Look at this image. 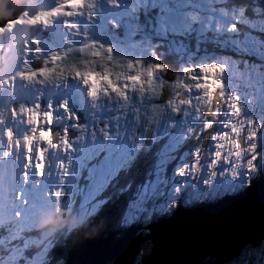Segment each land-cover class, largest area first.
<instances>
[{
	"label": "rangeland",
	"instance_id": "obj_1",
	"mask_svg": "<svg viewBox=\"0 0 264 264\" xmlns=\"http://www.w3.org/2000/svg\"><path fill=\"white\" fill-rule=\"evenodd\" d=\"M226 1L199 0L190 4L187 2L184 6L182 0H127L125 2L117 0V3L116 0H85L86 12H84L85 16H81L83 24L88 22L89 27L94 28L96 20L100 18L105 19L103 24L107 25L110 22H121L129 20L128 18H135L139 28V31L135 30V32L141 37L139 40H133V37L124 38L116 43L109 36L99 38L103 34V29L96 27L94 33L93 29H90L89 33H93L90 36L98 35L92 41L102 42V44L92 45V41H89V39L84 42L82 40L76 42L74 37H81L82 32L80 30L79 32L70 30L63 26L62 30L72 32L73 38L61 36L62 41L68 42L66 50L62 52V54H65L62 63L66 71H75L76 68L83 71L87 67L84 61H88L93 69H96L97 66H101L99 67L101 70L108 68L110 71L103 72L99 77L95 74L90 75L94 83H104L105 87H111L112 82L119 81L122 83L123 78L129 75L131 71L128 68L129 62L140 59L144 61L151 60L152 63L157 62L156 48L152 47L151 42L152 39L156 38L162 41L159 44L163 46L168 55L178 57L180 69L177 78L181 77L185 67L212 62L226 65L227 70L223 77L226 90L228 93L240 97L244 119L237 120L222 114L213 128L217 129V132H222L224 131L222 125L226 119H232L228 123L231 132L228 134L226 143H230L235 147L237 138L241 143L246 144L247 134L254 129H245L244 124L247 123L248 119L253 120L257 126L256 139L252 141L257 145L258 159L255 162V170L249 172L242 166L237 170L238 175L233 176L230 166L224 163H221L214 170L210 169V153L214 141L209 138V146L205 142L207 144V147H205L207 156L203 164L205 167L201 168L200 173L196 174L189 171L184 175H178L179 169L185 166L191 169L193 162L198 159L196 155L198 146L196 145H202L203 139L206 138L204 133L207 136L212 135L211 129H204V119L197 118L199 113L188 111L185 114V110L174 113L171 108L165 105L163 111L153 114L149 104H155L156 101L150 95L141 98L138 93L130 92L129 99L125 102L119 101L115 96L105 97L106 93L100 88L96 89L95 94H91L92 90L90 88L89 93L92 103L94 105L98 103L96 104L98 106L96 115L101 117V120L104 115L108 114L109 117L107 121H104L105 125L102 126L104 130L102 136L105 138L101 145L103 150H107V159L111 165L110 168L103 169V171H115L113 174L106 176L100 171L93 177L85 179L76 175V172H78L76 169L70 168L73 161L76 162V157L66 156V160L62 161L64 153L72 152L74 154L78 150L82 151L85 147V135H91L89 139L94 138L91 133L85 130L84 126L83 130L85 131L77 135L76 145L74 146L73 142L71 150L64 152L65 148L70 147L63 136L65 130H67V138L69 139L71 138V132L74 133L81 122V120L78 121L80 118L76 114L74 118L70 114L56 117L52 125V131L57 136L55 143L53 142L55 141L54 137L44 131L29 135L25 141L27 146L30 145L37 151H39L41 141L47 144L48 149H52L48 152L47 163L49 167L45 170L43 165H35L37 169L42 172L53 173L55 171L57 173L55 166L59 165L62 171L61 178L53 180V183L49 186L32 187L30 194H28L29 206L27 211L30 205H33V212L30 217H27V214L23 215L26 225L34 233L40 232L38 238L47 242L43 253L47 259L51 246L49 237L52 232L46 231V228L47 224L57 216L61 207L60 197L63 195H59V193L63 190L62 187L66 185L70 188L68 193L70 198L66 199L68 211L75 205L78 207V212L74 214L70 229L76 228L103 209H106L109 217L117 215L116 213L120 210L113 207L114 203H110V200L104 198V195L107 194L109 186L116 190L120 185H124L122 178L121 180L116 178L118 170L124 168L125 164L127 166L131 164L133 158L144 146L147 149L144 150V154H141L143 156L140 160V165L143 166V175L141 174L139 180L132 182L127 189L120 191L129 199L126 200L127 198H125L124 204L118 206L120 209L124 208V218L121 223L124 228H128L137 222L151 223L154 216L160 218L171 216L180 203L212 202L226 196L241 194L264 171V19L259 17L254 20L246 19L245 11L227 8ZM78 3H80V0H78ZM178 4L182 5L181 10ZM138 5L143 8L155 9L158 13L152 14L150 12L151 17L147 20V23H139V15L136 17L131 16ZM151 9L149 10L151 11ZM88 13H92L91 18L87 16ZM78 25L80 26V24ZM232 25H235V30L231 29L230 26ZM108 31L111 32V29H108ZM160 33L161 36L159 37L158 34ZM25 38L30 40L31 37L23 34L18 39L21 41ZM44 44L50 49L48 53L55 54L56 45H52L51 41H46ZM107 44L113 46L112 53H108L103 47ZM81 45L84 46L83 49L79 47ZM42 51L44 55H47L44 47ZM94 52H99L100 55L93 58ZM229 54L235 55L237 58L229 57ZM221 71L223 69L216 65L209 67L210 74ZM144 75L142 73L139 79H143ZM159 75L163 78L164 74L160 73ZM219 86L216 79H213L207 85L210 93H214ZM20 89L22 94L28 92L25 88ZM112 91L115 92V88H112ZM8 95L12 98H20L21 94L18 92L13 96L9 91ZM12 98L11 100H13ZM213 98L212 95L209 96V100ZM27 101L28 103L29 101L34 103L36 99L34 100L29 93ZM44 102V107H46L48 102ZM10 109L5 111L2 101H0V115L5 119V123L0 125V129L4 130L6 127H11L15 134L20 136V132L25 133L29 130L28 126L19 121H12L9 113ZM111 111H116V115H111L109 113ZM226 111L227 109L222 110V112ZM90 112L93 113L92 108ZM86 121H91L89 115H86ZM59 124H65V126L63 128L60 126L55 127ZM190 128L193 130L191 133L189 132ZM96 131L98 133L100 129ZM33 132H35L34 129ZM193 136H197V138L192 139ZM79 138L83 141V145L79 144ZM12 139L15 141L16 138L13 137ZM0 141H2L1 138ZM57 145H59V150H57ZM184 147L187 148V151H184ZM8 150L9 147L0 143V161L3 160L2 157ZM97 150L102 154L100 145ZM45 155L46 153L41 154L40 158L43 160ZM19 156H22V152ZM59 158H61V161H59ZM245 159H247V155ZM94 171L97 170L94 168ZM213 172H215V175L212 174ZM6 174H8L7 171L0 169V175ZM19 174L22 177V172ZM39 178L41 177L38 175L37 179ZM2 181L0 176V183ZM17 181L12 179L10 185L13 182L17 183ZM15 192L18 195L15 200L22 201L23 198L19 195L21 190L16 188ZM24 192L27 191L24 190ZM128 193H131V195H128ZM74 196L81 197L80 203H76ZM121 198L119 195L117 196L118 202ZM45 226V231H43ZM260 254L261 251L251 258V260L255 258L254 264L259 260ZM246 255L244 253L239 260ZM251 260L240 261L238 264H251ZM232 264H235V262Z\"/></svg>",
	"mask_w": 264,
	"mask_h": 264
},
{
	"label": "snow or ice",
	"instance_id": "obj_2",
	"mask_svg": "<svg viewBox=\"0 0 264 264\" xmlns=\"http://www.w3.org/2000/svg\"><path fill=\"white\" fill-rule=\"evenodd\" d=\"M83 7H85V0H80L79 4L73 3V0H62L61 3H58L49 11L39 13L31 23L37 26V31L47 29L52 27L60 17L85 16L82 11ZM87 16L91 18L92 13H88ZM53 17L56 19H53ZM9 23L23 25L24 22L17 18L9 21ZM63 24L66 28L79 32V25L73 23L71 19H65ZM2 27L4 26L0 25V28ZM230 27L235 30V25ZM97 43L102 44V42L92 41V45ZM79 47L83 49L84 46L81 45ZM103 47L108 53L113 52L111 44L103 45ZM0 52L11 54V58L8 56L3 58L4 63L7 65V71L0 68V96H4L5 91H10L15 96L18 84L21 88L32 87L33 84L44 86L47 81L59 77L62 74L61 70L65 68L62 63L65 59V54L55 51V54L49 52L44 55L41 41L37 36H34L31 40L25 38L19 44H16L11 38H8L7 42L4 39H0ZM99 55V52H94L93 58ZM41 61L42 63H37ZM84 64L87 67L83 71L76 69L73 75L67 76V79L80 80L87 88V91L91 88V94H95L96 89L100 88L106 93L105 97L115 96L119 101L125 102L129 99L130 92L138 93L141 98L150 95L156 101L155 104H149L153 114L163 111L165 105L171 108L174 113H180L185 110V114H187L188 111H193L194 113H199L197 118L204 119L203 127L205 130L212 129L222 114L237 120L244 119L242 117L243 108L240 104V97L232 95L226 90L223 78L227 70L226 65L212 62L210 64L185 67L180 78L165 82L159 74L168 71L167 65L159 63L158 58L156 63H146L140 59L129 62L128 68L131 71L127 77L123 78L122 83L114 81L111 87H105L104 83H94L90 74H95L99 77L103 72L110 71V69L101 70L99 66L93 69L88 61H84ZM212 65L221 67L223 71L210 74L209 67ZM142 73L145 74L144 78L139 79ZM5 75H7V78H5ZM213 79L218 80L220 86L214 93H210L207 85ZM112 88H115V92L112 91ZM210 95L214 97L212 100H209ZM20 104L12 106L9 111L10 117L12 121H19L27 125L29 130L23 135L17 136L13 128L6 127L3 133L5 140L16 138L15 145L9 144L8 147L9 149H15L16 156L14 159L17 162L20 159L19 154L23 147L21 140H27L29 135L38 134L40 131H44L54 137L52 125L56 119L54 106L51 102L47 104L46 109L39 97L34 103L30 104L28 101H24L22 102V107ZM59 107L65 113H68L66 104H60ZM223 109H227V111L222 112ZM231 120L226 119L222 125L224 131L213 133L210 137L214 141V145L210 153L209 168L214 170L221 163H224L230 166L232 175L236 176L238 175L237 170L242 166L249 172L255 170V162L258 159L257 145L252 141L256 139L257 126L253 120L248 119L247 123L244 124V128H252L254 130L247 134L246 144L241 143L237 138L235 141L236 146L234 147L230 143H226L228 134L231 132L228 127V123ZM4 123L5 119L0 115V125ZM33 129L35 132H33ZM192 131L190 128L189 132L191 133ZM63 136L70 145L69 148L64 149V152H67L72 148V145L68 142L67 130H65ZM53 142L55 143V141ZM56 147L59 150V145ZM49 150L52 149H48L44 141L40 142L39 151L30 145L23 147L25 163L21 169V180H18L17 183L22 182L26 188L35 187L38 175L41 179L44 176H47L48 179L51 178L52 174L50 172H42L35 167V165H43L45 170L49 167L47 163ZM44 153L46 155L42 160L40 156ZM9 155H11V152H9ZM246 155L247 159H245ZM105 163L106 155L102 153L94 158L93 166L99 170L104 167ZM189 171L196 174L200 173L201 168L198 159L193 162L191 169L185 166L179 169L177 174L184 175ZM212 174L215 175V172ZM19 195L23 198L22 203L25 205V209H17L13 214L14 217L27 214V206L29 205L28 193L22 191ZM46 243L36 237L35 233L25 222L14 218L5 219L0 214V264H47V257L43 255ZM255 252L256 250H252V254H255ZM256 264H264V249L261 250V259Z\"/></svg>",
	"mask_w": 264,
	"mask_h": 264
},
{
	"label": "water",
	"instance_id": "obj_3",
	"mask_svg": "<svg viewBox=\"0 0 264 264\" xmlns=\"http://www.w3.org/2000/svg\"><path fill=\"white\" fill-rule=\"evenodd\" d=\"M116 237L98 230L74 246L66 264H135L146 243L151 249L144 264H205L208 259L230 264L248 246L258 249L264 243V180L243 194L144 228L129 227L121 240Z\"/></svg>",
	"mask_w": 264,
	"mask_h": 264
},
{
	"label": "trees",
	"instance_id": "obj_4",
	"mask_svg": "<svg viewBox=\"0 0 264 264\" xmlns=\"http://www.w3.org/2000/svg\"><path fill=\"white\" fill-rule=\"evenodd\" d=\"M196 1H199V0H196ZM187 2H188V4H190V3L195 2V1L194 0H185L184 6L186 5ZM226 2H227L226 7L229 9H237V10L245 11V14H246L245 18L246 19L254 20L256 17L264 19V0H227ZM178 5H179L180 10H181L182 5L181 4H178ZM148 8H143L141 5H138L134 9V11L131 13V16L135 17L139 13L140 22L146 24L147 20L151 17V13L152 14L158 13L155 9L152 10L151 8H149V9H151V11H150ZM148 13H150V14H148ZM110 23H111L110 29H113V31L115 29V32H113L115 34V36H113V39H116L117 36L123 37L122 33L118 34L120 31L119 30V24L113 23V22H110ZM101 27L102 26L100 25V28ZM103 27H104V25H103ZM158 35L160 37L161 33ZM153 36H155V35L153 34ZM135 37H136L135 38L136 40L137 39L139 40L141 36L136 35ZM263 37H264V34H263ZM122 39H124V37ZM151 42H152V47L156 48V50H155V52H157L156 60L158 58L159 63L168 66V71L163 73L164 74L163 79L165 80V82H169V81H173V80L177 79L178 74H179V69H180L178 57L173 56V55H168L166 53V50L163 48V46H161L159 44V42H162L160 39L155 38V39H152ZM228 56L232 57V58H237V56L232 55V54H229ZM145 62L146 63L147 62L152 63L151 60H148ZM99 67H101V66H99ZM78 69H80V68H78ZM216 132H217V129H215V128L211 129L212 134L216 133ZM201 136H203V135H201ZM204 136L206 138L203 139L202 145L201 146H199L198 144L196 145V146H198L197 158H198L200 168L205 167L203 165L204 161H205V157L207 156L206 155L207 149L205 147H207V144L209 146L208 139L211 137V135L207 136L206 133H204ZM196 138H197V136H193L192 139H196ZM205 142H207V144ZM201 147H202V150H201ZM145 149H147L146 146L141 148V150L138 152V154L131 161L132 166H128L126 170H123L120 173L123 176L122 177L120 176L119 180H121V178H122L124 180V185H120V187L116 190H113L112 187L109 186L107 188V191H108L107 194L104 195V198H107L108 200H110V203L111 202H112V204L114 203L113 207H116L120 210L118 213H116L117 215H111L109 217V215L106 212V209H103V210L99 211L97 214L92 215V217L89 220L81 223L76 228L70 229V227L72 226L71 223H72V220L74 218V214L78 212V207H77V205H75L70 211H68V208L66 205V199L70 198V197H68L69 196L68 192H66V191L63 192V194H62L63 196L60 197L61 207L58 211V214L54 219H52L50 221V224L46 228V231L52 232V235L49 237V241H50L49 244L51 246L49 249L47 264H66L68 256H69L70 252L73 250V247L79 241L83 240L85 237L93 235L95 232H97L98 229H101V230L107 231V232L108 231L109 232L110 231L115 232L117 234L118 240H120L126 234L127 228L126 227L124 228L121 224L123 221V218H124V216H123L124 215V213H123L124 208L120 209L118 206L120 204L121 205L124 204V199L127 197H126V195L121 194L120 191H124L125 189H127L129 187V185L132 184V182H136L139 180L141 174L143 173V171H142L143 166L140 165V163H141L140 160L143 156L141 154L144 152ZM184 151H187V148H185ZM201 158H203V159H201ZM262 180H264V171L261 173V175L258 178H256L255 180H253L250 183L249 187L246 189V192L249 190H252ZM118 195L120 197H122L120 199V202H118V199H117ZM128 195H131V193H128ZM74 197H75L76 203H80L81 197H79V196H74ZM228 197H230V196H226L225 198H228ZM126 200H129V199L127 198ZM110 203H109V207H110ZM202 204L203 203L197 204L196 202H194L192 204L180 203L177 210H175L172 215L174 216L175 214H178L179 212H185L187 210H192V209L196 208V206H199ZM164 218H166V217L160 218L158 216H154L153 220L151 222L156 223V222H159L161 219H164ZM146 225H147V223L137 222V223L133 224L131 227L136 226V227L143 228ZM145 230L146 229H144L141 232V234L148 237L150 232L145 231ZM44 231H45V229H44ZM35 235L37 237H39L40 233L36 232ZM150 249H151L150 243H146L142 247L141 251L139 252V254L136 258L135 264H144L150 255ZM262 249H264V243L262 244L261 248H258V249H254L252 246H248L245 250V254H247V255L244 256L243 259L235 261V264L240 263V261H250L251 258L254 255H256L257 252H260ZM252 250H256L255 254H252ZM260 259H261V254L259 256V260ZM254 260H255V258H253L251 260V264H254ZM232 263H230V264H232ZM205 264H215V261L208 259Z\"/></svg>",
	"mask_w": 264,
	"mask_h": 264
},
{
	"label": "bare ground",
	"instance_id": "obj_5",
	"mask_svg": "<svg viewBox=\"0 0 264 264\" xmlns=\"http://www.w3.org/2000/svg\"><path fill=\"white\" fill-rule=\"evenodd\" d=\"M64 95H66L67 98H70V95L66 94L65 92H62ZM12 106V102L8 99L4 105V110L7 111L10 109V107ZM85 107V106H84ZM69 108L72 109L71 112L75 115H77V117H79L81 120V122L79 123V128L76 129V131L73 133L71 132L70 136H71V145L74 142V146L76 145L75 141L77 139V135L79 133H83L85 130H87L89 133H91L94 138H90L89 137L91 135H85L86 138L84 139L85 141V147L82 149V151H77L76 153L73 154L74 158L76 157V163L78 165V169L81 173V176L85 179L89 178V171L90 170H94V166H93V162H94V158L97 155H100V153L98 152L97 148L99 146V141L102 137L101 135V130L100 132L97 133L96 130H99V127L96 123L95 118L92 116L91 112H90V105H86V109L88 110V113H86L85 111H83V109L81 108V110L78 107H74L72 102L69 101ZM86 115H89L90 117V122L86 121ZM57 117H61L60 113H57ZM76 124V123H73ZM85 126V130H83ZM94 129V130H93ZM83 130V131H82ZM100 148L103 151L102 146H100ZM23 150H22V156L20 157L22 160V166L24 165L25 161L23 159ZM106 157H107V152L105 153ZM96 169V168H95ZM104 167L102 169H96L97 171H103Z\"/></svg>",
	"mask_w": 264,
	"mask_h": 264
},
{
	"label": "clouds",
	"instance_id": "obj_6",
	"mask_svg": "<svg viewBox=\"0 0 264 264\" xmlns=\"http://www.w3.org/2000/svg\"><path fill=\"white\" fill-rule=\"evenodd\" d=\"M245 192H246V190H245L244 192H242L241 194H243V193H245ZM238 195H240V194H238ZM236 196H237V195H236ZM232 197H235V196H230V197H228V198H225V197H224V198H222V199H220V200H218V201L215 200V201H212V202H205V203H203L202 205L196 206V208L201 207V206H205V205H209V204H216V203H219V202H221V201H224V200L229 199V198H232ZM196 203H197V204H198V203L200 204L201 202H196ZM194 209H195V208H194ZM187 211H188V210H187ZM172 216H173V215H172ZM169 217H171V216H169ZM166 218H168V217H166ZM260 248H261V247H260ZM245 250H246V249H245ZM245 250H244L243 254L245 253ZM243 254H242V256H243ZM242 256H241V257H242ZM241 257H240V258H241ZM240 258H239V259H240ZM239 259H238V260H239ZM235 261H237V260H235ZM235 261H234V262H235Z\"/></svg>",
	"mask_w": 264,
	"mask_h": 264
}]
</instances>
